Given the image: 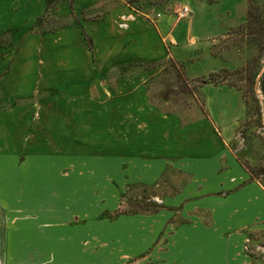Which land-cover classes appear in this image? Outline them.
Segmentation results:
<instances>
[{
    "label": "rangeland",
    "instance_id": "374dc122",
    "mask_svg": "<svg viewBox=\"0 0 264 264\" xmlns=\"http://www.w3.org/2000/svg\"><path fill=\"white\" fill-rule=\"evenodd\" d=\"M65 1L0 0V53L15 50L11 53L17 55L13 73L2 82L14 86L26 77L33 81L29 69L56 42L53 34L35 30L68 24L72 14ZM116 1L128 6L131 16L151 23L160 15L169 18L167 29L175 45L161 38L163 51L153 44L156 58L119 56L107 64L93 43L92 52H84L85 65H80L86 71L73 74V91L57 90V99L51 91L40 90L37 79L36 91L22 90L35 101L34 126L46 117L42 97L53 116L46 125L43 139L49 147L42 158L57 166L48 168L46 176L62 181L63 229L84 251L93 238L94 264H106L105 257L111 264H264V221L252 220L264 215V203L246 187L236 191L251 179L235 186L243 175L239 161L252 167L264 163L263 109L259 118L235 88L200 86L195 80L220 68L236 69L253 56L252 50L221 42L230 28L244 22L247 0ZM183 6L190 13L178 18ZM124 24L119 18L116 26L121 30ZM109 26L111 21L101 17L86 28L105 52L103 37ZM66 27H76L73 19ZM113 37V43L124 39ZM213 45L217 57L211 54ZM53 52L59 62L76 55L67 49ZM9 91L7 98L0 90V108L23 98L18 88ZM12 147L0 148V162L7 166L15 155ZM251 181L264 192V176ZM231 192L236 195L230 198ZM234 211L238 214L231 218ZM244 221L251 224L236 228Z\"/></svg>",
    "mask_w": 264,
    "mask_h": 264
},
{
    "label": "crops",
    "instance_id": "0c3cea01",
    "mask_svg": "<svg viewBox=\"0 0 264 264\" xmlns=\"http://www.w3.org/2000/svg\"><path fill=\"white\" fill-rule=\"evenodd\" d=\"M43 1L46 2V0ZM66 1L67 8L72 14V19L76 27L72 30H68V27H66L72 23L71 19L68 24L62 25L58 29L50 31L35 30V33L40 32L41 35L45 36L53 34L56 42L54 46H50L46 51L47 55H43V59L41 57L37 59L35 65L31 66L29 69V72L35 74L33 81H30V79L26 77L27 80L23 79L14 86L2 82V78H6L8 74L13 73L14 65H12V62L17 55L11 53L15 50H6L4 53H0V90L9 98V90L18 88L23 96V98H20L14 105L0 108V148L2 149L3 146L9 147L11 145L13 146L12 152L15 154L11 166H7L6 162H0V264H59L58 261L61 260L60 264H64L63 259L66 260L68 256L70 257L69 263L67 260L65 264L95 263L93 256L96 254V251L94 249L93 238L91 242H88L89 245L84 251L79 248L81 242L75 240L72 234L67 233L63 229V201L65 198L62 181L46 176V170L48 168L57 167L52 161H45L42 158L49 147L46 140L43 139L48 131L46 125L48 121L52 120L51 117H53L49 110H46L48 100L42 97L43 100L40 105L42 114L46 115L44 122H42L41 126H34L31 119L34 106L31 101H33V99L30 100L27 98L26 95L28 94L24 95L22 90L29 87L31 89L34 88L33 90L36 91L37 85L35 84L37 79L40 90L51 91L54 95H56L57 90L59 92H64L63 90L65 89L73 91V74L81 70L82 72L86 71V66L80 67V65H85V62L81 64L84 52L91 53L93 50V43L96 55L101 57V59L103 58L107 64L111 63L110 60L112 58L119 56L123 59L137 57L156 58L158 55L153 54V44L157 48H160V51H163L161 38L167 40L170 46L176 43L175 38L171 35V31L167 29L169 28V23L172 22L163 15L155 18L151 23L138 14H134V17L131 16L129 13L130 8L126 5L119 4L116 0ZM43 7L45 8V3H43ZM38 15H36L35 18ZM57 15H59L58 10ZM101 17L111 21V27L109 26V28H107L108 34L103 37L104 42L106 41L108 46L106 52L101 49L92 35H87L88 32L86 30L88 26V28L94 26L96 21L101 19ZM119 18L125 21L124 25L127 26L125 29L120 30L117 28L116 25ZM192 18L193 16H190L188 20L191 21ZM175 24L176 22L171 25V27L173 28ZM35 26L36 25H34V27ZM9 28H13V26ZM7 29L8 27L2 30ZM113 36L124 39H121V42L113 43L111 41V37ZM87 37L91 41V48L87 45ZM191 39L192 38H190V40ZM58 48L61 51L67 49V53L70 55L76 54L75 58L69 59L66 56L64 58L65 60L63 59V61L59 62L57 52H55V54L53 52ZM40 53H42L41 47ZM40 53H38V55ZM170 56L178 61V57H175L173 54H170ZM57 96L58 95H56V98ZM52 102H50V106L53 104ZM47 115L50 116V118H48ZM33 131L36 133L34 134ZM32 136H34V139L30 138ZM8 150L10 149L8 148ZM22 155H24L23 159ZM238 167L243 171V175L242 178L238 180L239 182H236L235 186L247 179L254 180L240 164ZM7 168L8 170L11 168L12 172L6 174L4 169ZM251 180L245 182V184L236 191H242V189L246 187L252 191L251 193H253L257 199L264 203V192ZM234 192H231L227 196L231 198V196L236 195ZM236 214H238V212L234 211L231 218L236 216ZM255 219L263 222L264 215L261 217L255 216L252 220ZM52 222H56L59 226L54 227ZM184 224L203 230L209 229L206 226H198L194 223ZM247 224L251 223L249 221H244L236 228H241ZM182 225L178 227L177 232ZM215 227L216 225L214 224V227H210V230L214 231L216 229ZM57 228L59 234H51V232L57 230ZM261 229L264 230L263 227ZM64 233L65 239L63 238ZM175 234L172 243H174ZM72 239H74V242ZM123 239L124 237L120 239L119 243H121ZM196 242L199 243L200 239ZM62 252H65L63 255L64 257L59 255ZM40 254L45 257H41ZM90 254H92V257ZM97 254L105 255L104 253ZM29 255H31V257H28ZM59 257L61 260H59ZM243 260L250 261L246 256H244ZM105 262L106 264H111V261L107 260L106 257Z\"/></svg>",
    "mask_w": 264,
    "mask_h": 264
},
{
    "label": "trees",
    "instance_id": "16d2710c",
    "mask_svg": "<svg viewBox=\"0 0 264 264\" xmlns=\"http://www.w3.org/2000/svg\"><path fill=\"white\" fill-rule=\"evenodd\" d=\"M247 2L244 22L230 28L221 42L229 41L231 47L252 50L253 56L236 69L220 68L195 80L200 86L226 84L235 88L240 92L246 107L254 109L257 117L261 118L262 109L264 115V0H247ZM86 42L91 48L89 38H86ZM214 48V45L211 46V54L217 57L218 52ZM239 163L252 179H257L260 175L264 176V163L255 167L250 166L247 161H239ZM262 246L264 247V240Z\"/></svg>",
    "mask_w": 264,
    "mask_h": 264
},
{
    "label": "built area",
    "instance_id": "2783aa9c",
    "mask_svg": "<svg viewBox=\"0 0 264 264\" xmlns=\"http://www.w3.org/2000/svg\"><path fill=\"white\" fill-rule=\"evenodd\" d=\"M190 9L187 6H183L178 12H177V17L178 18H184L187 15H189Z\"/></svg>",
    "mask_w": 264,
    "mask_h": 264
}]
</instances>
